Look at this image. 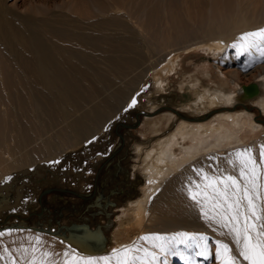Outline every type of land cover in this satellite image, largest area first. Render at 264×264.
<instances>
[{
    "label": "bare ground",
    "instance_id": "bare-ground-1",
    "mask_svg": "<svg viewBox=\"0 0 264 264\" xmlns=\"http://www.w3.org/2000/svg\"><path fill=\"white\" fill-rule=\"evenodd\" d=\"M263 1L248 0L247 6L242 7L241 11L239 9L235 17L224 16V21L213 23L206 38L214 41L211 46L215 45L220 50L221 59L231 60L229 47L233 48L243 33L264 28V19L258 21L256 17L248 16L245 11L250 6L262 4ZM58 2L59 0H46L42 6H38L34 0H21L22 4L15 8L10 5L9 0H0V196H5L0 201V219L9 213L22 210L21 203L18 202L21 197L24 198L23 190L32 185V175L37 173L38 176L33 177H40L44 181L51 179L50 172H55L51 170L54 169L51 158H59L68 149L79 146L86 139H91L103 131L108 132V125L114 122L120 111L128 112L129 108L139 105L140 98L141 102L150 101L153 92L152 95L148 93L149 88L161 92L164 78L177 65V54L169 57L167 55L159 67L156 65L143 69L125 79L129 75L127 70L135 71L144 57L126 55L130 48H161L170 41L164 37V33L168 27L176 26L172 24L175 13L172 0L169 5L165 0H63L60 5ZM24 6L25 11L22 12L20 9ZM167 13L171 14L172 21L167 19ZM177 31L180 41L190 33L182 29ZM219 39L227 43L226 49L220 46ZM234 48L237 56L244 57L243 71L253 68L261 70L255 76L258 93L250 95L244 91L243 86L234 91L229 83L226 86L219 85L221 81L217 83L221 87L208 86L196 73L191 82L201 92L190 106L192 111L201 114L221 107L229 110V107H236L242 101L245 106L249 102L254 103L253 106L264 113V45L244 52L238 47ZM89 62L115 68L112 70V77ZM202 73L205 79H214L209 66L204 67ZM231 75L238 77L235 70ZM113 77L119 80L116 87L110 86L115 83L116 79L113 80ZM87 80L97 81L98 85L93 82L90 83L91 88H88L82 84V81ZM22 86L29 95L22 93ZM133 99L136 103L129 107ZM27 101L34 108L33 114L29 110L27 114L31 115L35 124H32V119L27 120V124L21 122L20 113L23 111L20 108H25ZM227 110L220 113L217 123L212 121L200 124L192 122L193 120H181L176 123L171 135L154 139L157 141L155 144L153 140L151 144L135 145V157H140V163L135 164L139 163V166L134 164L131 172L125 174L126 206L131 219L137 223L142 222L145 217H148V221L153 220L155 211L150 206V201L156 191L162 189V184L187 161L210 151L242 146L251 140L256 143L263 125L256 123L254 111L245 108ZM39 113L44 116L41 118ZM48 159L50 161H46ZM39 161L44 162L39 164ZM137 173L141 174V179ZM122 196L124 195L119 194V198ZM22 202L23 205H29L30 199L26 197ZM98 203L104 204L102 207L96 206L100 210H107L111 208L110 205L116 204L104 193L98 198L96 204ZM113 207L111 210L114 211ZM195 212L198 214V210L191 207L189 216L167 220L166 225L176 228L175 234L195 233L203 235L206 240L210 234L222 240H226L222 234L234 238L229 229L216 220L214 222L218 227L215 231L198 229L196 225L200 218ZM182 221L191 223L193 228L179 231L177 228H180ZM24 223L21 225H25ZM98 225L99 228H93L95 226L89 223H80L74 224L72 229L68 225L60 229L52 225L51 229L54 231L49 232L54 233L72 253L99 259L109 253L106 228L110 224ZM190 244L191 247L175 245L179 252L176 256L167 252L160 253L159 249L152 248L158 254L157 259L149 260L145 264H174L172 261L178 259L181 264L207 262V253L204 257L196 255L204 250L205 241L197 239L190 241ZM239 253L230 252L235 258V264H249ZM202 257L204 260L199 261L198 258ZM47 259L51 264H63L52 255ZM137 264L141 262L137 261Z\"/></svg>",
    "mask_w": 264,
    "mask_h": 264
},
{
    "label": "rangeland",
    "instance_id": "rangeland-1",
    "mask_svg": "<svg viewBox=\"0 0 264 264\" xmlns=\"http://www.w3.org/2000/svg\"><path fill=\"white\" fill-rule=\"evenodd\" d=\"M45 1L34 0V3L42 6ZM172 1V9L175 12L172 24L178 27L172 26V28L170 26L168 27L170 31L167 29L164 33V37L171 42L168 41V45L165 44L161 48L159 46L157 48L154 47V49L153 47L130 48L129 53H126V55L132 56L140 55L141 58L144 56L139 67L133 71L134 73L127 70L129 75L125 78L126 80L143 69L155 67L156 65L159 67L167 55L168 57L175 53L178 55H176L177 57L175 56L177 65L174 71L164 78L162 91L160 90L161 92H159L158 90L149 88L148 93L152 95L153 92L150 101L141 102L140 98L139 105L129 108L128 112L120 111L114 118V122L108 125L110 129L108 132L103 131L91 139H86L79 146L68 149L59 158L56 156L51 158L53 161H59V163H51L54 165V169L51 170H55V172H50L49 176L51 179L49 181L41 180L40 177L35 179L33 176H38L37 173L30 177V179H34L32 185L23 190L24 198L21 197L20 202H18V204L21 203L22 210L9 213L0 219V233H3V235H0V264H13V262L15 264H30L33 257L36 258L37 264H39L43 253L55 256L63 263L65 260L64 253L68 252L71 254L73 251L65 247L54 233L49 232L54 231L51 229L52 225L60 229L72 223H89L95 226L93 228H97L98 223H103L104 226L110 224L109 228H106L109 239V253L102 257L110 256L113 249H120L122 246H135L140 249L146 248L149 251H153V245L147 241L140 240V237L153 233L169 236L175 234L176 228L166 225L165 221L173 220L180 216L182 218L189 216L191 207H195L198 210V214L195 212L196 216L200 218L199 224L196 225L198 226L197 228H207L215 231L216 227H218L215 224L216 222H214V219L201 214L200 205L189 198L188 186L191 181L203 183L202 178L198 177L194 171L195 169H204L210 176L234 175L238 179H242L240 177V163L236 160L235 156L237 150L249 149L256 162L258 172L257 183H259L258 189L260 190L258 202L256 201V203L258 204V214L262 217L261 221L257 223L258 225L264 224V157L261 156V146H264V113H261L257 107L253 106L254 103L249 102L250 104L247 103L245 106L242 101L236 107H229V110H227L228 108L221 107L217 110H209L200 114L190 109L191 104L196 99V95L201 92L198 88L193 87V83L191 82L196 73L208 86L221 87L229 83V86L234 91L239 90L245 84L249 85L250 83L257 82L255 76L260 74V69L253 68L247 72L243 71L244 57L237 56L234 47H229L231 60L221 59L220 50L215 48V45L214 47L211 46L214 41H209L206 38V33L210 31L213 23L222 22L226 19L225 17H231L232 15V17H235L242 7L247 6L248 0ZM62 2L63 0H59L58 5ZM165 2L168 5L171 4V0H165ZM9 3L15 8L22 4L21 0H9ZM214 3L217 8L214 6ZM190 5L193 7H190ZM25 8L24 6L20 10L24 12ZM263 8L264 1L257 6L248 7L245 11L248 16H254L258 21L259 19L261 21L264 19ZM57 10H61V8H57ZM167 16V19L170 18L172 21L171 14L167 13ZM179 29L187 33L190 32L181 41L178 39L180 36L176 33ZM218 42L221 47L227 48V43L225 44L222 39H219ZM88 50L91 52L90 49ZM95 52L103 54L100 51ZM89 63L91 65L93 62ZM95 63H93L95 68L100 67V70L109 75V77H112V70L115 68ZM206 66L210 67L212 75H214L213 80L205 79L206 77L203 76V68ZM233 70L237 71L238 77L231 75ZM127 71L125 74H127ZM214 80L216 81L213 82ZM218 82L219 85H222L218 86ZM90 83L98 85L97 81H82V84L88 86V88ZM118 84L119 80L116 79L115 83H111L110 86L116 87ZM24 90L25 87L21 89L22 93L29 95V92ZM27 97L30 98V96ZM27 102H25L26 105L25 108L23 107L24 109L22 108L23 110L20 108L23 111L20 113L21 122L24 124L26 122L27 124V120L32 119V124H35L31 115H28L29 112L31 114L34 113V108L31 107L30 102L28 104ZM157 106L158 108L156 109L155 107ZM243 108L254 111L256 123L263 125V130L257 135L256 143L251 140L242 146L210 151L187 161L174 175L172 174L171 178H168V181L162 184V189L159 188L154 198L150 201V206L155 211L153 220L148 221V217H145L142 222L137 223V221L130 218L125 198V187L127 185L125 174H128L135 162H139L140 160L139 156L135 157L136 153L133 151L136 144H151L154 139L171 135L178 121L193 120L192 122L200 124L212 121L213 123H217L218 120L216 119L221 112L226 110L237 111ZM38 120L40 119L38 118ZM93 144L95 145L93 146ZM230 160L233 161L232 164L228 163ZM46 161H50V159ZM41 162L44 161H39L38 163L40 164ZM139 163H136L135 166L138 167ZM65 168H69V170H65ZM137 176L141 179L140 173H137ZM103 193L109 197L111 202L114 200L116 203L115 205H110L111 208L107 210L104 208L100 210L99 207H96V202ZM119 194L124 196L119 198ZM25 196L30 199L29 205H23L22 200L26 198ZM2 198H5V196H0V201ZM112 207L114 211L111 210ZM205 210L211 215L210 207H206ZM95 212L96 214H94ZM110 215H112L111 218ZM99 218L103 220H99ZM22 221H25V223ZM23 223L25 225H21ZM35 225L39 227L33 228ZM180 225V228H177L179 231L193 228V225L186 221H182ZM224 235L222 234L221 236L226 240L219 239L213 234L208 235L206 244L207 257L209 259L207 258L208 261L204 264H222V261L216 255L217 241H226L225 243L228 244L230 252H240L241 245H238L234 241L235 237ZM231 243H234L233 247ZM9 253L11 256H9ZM136 254L141 257L144 255L143 251ZM203 257L198 258V260H204ZM68 259H71V255ZM96 259L99 260L98 258ZM172 262L174 264L182 263L179 259ZM112 264H115L114 260Z\"/></svg>",
    "mask_w": 264,
    "mask_h": 264
},
{
    "label": "snow or ice",
    "instance_id": "snow-or-ice-1",
    "mask_svg": "<svg viewBox=\"0 0 264 264\" xmlns=\"http://www.w3.org/2000/svg\"><path fill=\"white\" fill-rule=\"evenodd\" d=\"M262 45H264V28L243 33L239 37V42L233 47H238L241 52H244L249 48ZM135 103L136 101L133 99L129 107ZM261 147V156L264 157V146ZM235 156L240 163L242 179H238L234 175L210 176L204 169H195L194 171L198 177L202 178L203 183L191 181L188 186V195L193 202L200 205L202 215L216 220L217 223L229 229L234 235L236 243L241 245L239 254L245 261H248L249 264H264V230H258L264 229V224L258 225L257 223L262 219L258 214L256 203L259 198L257 165L249 149L237 150ZM52 163H59V161ZM228 163L232 164L233 161L230 160ZM206 207H210L211 215L205 210ZM197 239L205 241V244L203 245L204 250L197 252L196 255L205 256L207 244L206 237L203 235L180 232L171 236L153 233L140 237V240L147 241L154 248L159 249L160 253L167 252L173 256L179 254L175 245L183 244L186 247H191L190 241ZM217 244L216 255L222 264H235V258L230 254L231 250L228 244L219 241ZM140 251H143V257L136 254ZM48 255V253H43L39 264H51L46 259ZM70 255L71 259H68ZM9 256H11L10 253ZM157 256L156 252L146 248L122 246L120 249H113L110 256L101 257L99 260L65 252L63 264H112L113 260L115 264H137V261L145 264L149 260L155 261ZM30 264H37L35 257L30 261Z\"/></svg>",
    "mask_w": 264,
    "mask_h": 264
},
{
    "label": "water",
    "instance_id": "water-1",
    "mask_svg": "<svg viewBox=\"0 0 264 264\" xmlns=\"http://www.w3.org/2000/svg\"><path fill=\"white\" fill-rule=\"evenodd\" d=\"M244 88V91L250 95H253V94H257L258 91H259V87H258V84L253 82V83H250L249 85H244L243 86Z\"/></svg>",
    "mask_w": 264,
    "mask_h": 264
},
{
    "label": "flooded vegetation",
    "instance_id": "flooded-vegetation-1",
    "mask_svg": "<svg viewBox=\"0 0 264 264\" xmlns=\"http://www.w3.org/2000/svg\"><path fill=\"white\" fill-rule=\"evenodd\" d=\"M96 205L102 207L104 204H103V203H98V204H96ZM23 222H25V221H23ZM74 224H80V223H72V224H70V225H68V226L72 229V226H73ZM99 227H100V225L97 226V228H99ZM42 228H44V227H42Z\"/></svg>",
    "mask_w": 264,
    "mask_h": 264
}]
</instances>
